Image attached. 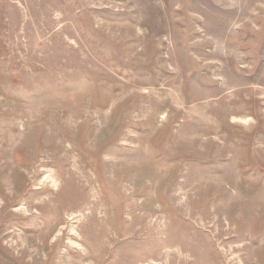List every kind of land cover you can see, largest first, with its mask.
<instances>
[{
    "label": "rangeland",
    "instance_id": "374dc122",
    "mask_svg": "<svg viewBox=\"0 0 264 264\" xmlns=\"http://www.w3.org/2000/svg\"><path fill=\"white\" fill-rule=\"evenodd\" d=\"M0 264H264V0H0Z\"/></svg>",
    "mask_w": 264,
    "mask_h": 264
}]
</instances>
